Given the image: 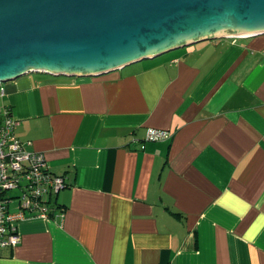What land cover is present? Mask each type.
<instances>
[{
    "label": "crops",
    "instance_id": "1",
    "mask_svg": "<svg viewBox=\"0 0 264 264\" xmlns=\"http://www.w3.org/2000/svg\"><path fill=\"white\" fill-rule=\"evenodd\" d=\"M5 107L66 186L64 218L16 223L0 264H264V34L28 73L0 85V124Z\"/></svg>",
    "mask_w": 264,
    "mask_h": 264
},
{
    "label": "water",
    "instance_id": "2",
    "mask_svg": "<svg viewBox=\"0 0 264 264\" xmlns=\"http://www.w3.org/2000/svg\"><path fill=\"white\" fill-rule=\"evenodd\" d=\"M264 34V0H0V83L96 76L189 44Z\"/></svg>",
    "mask_w": 264,
    "mask_h": 264
},
{
    "label": "built area",
    "instance_id": "3",
    "mask_svg": "<svg viewBox=\"0 0 264 264\" xmlns=\"http://www.w3.org/2000/svg\"><path fill=\"white\" fill-rule=\"evenodd\" d=\"M0 124V250L15 248L20 242L16 223L24 219L64 218V210L55 205L56 195L65 188L63 177L52 174L43 153L28 151L30 143L14 135L18 121L9 108L1 110ZM171 138L165 130H146L145 141ZM54 200V204L51 201ZM16 204L11 213L9 206Z\"/></svg>",
    "mask_w": 264,
    "mask_h": 264
},
{
    "label": "bare ground",
    "instance_id": "4",
    "mask_svg": "<svg viewBox=\"0 0 264 264\" xmlns=\"http://www.w3.org/2000/svg\"><path fill=\"white\" fill-rule=\"evenodd\" d=\"M3 84V83H0V85Z\"/></svg>",
    "mask_w": 264,
    "mask_h": 264
},
{
    "label": "rangeland",
    "instance_id": "5",
    "mask_svg": "<svg viewBox=\"0 0 264 264\" xmlns=\"http://www.w3.org/2000/svg\"><path fill=\"white\" fill-rule=\"evenodd\" d=\"M203 42V41H202Z\"/></svg>",
    "mask_w": 264,
    "mask_h": 264
}]
</instances>
